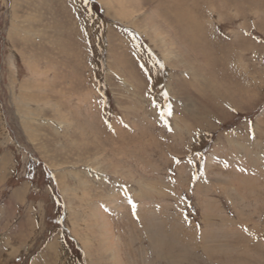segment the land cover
Instances as JSON below:
<instances>
[{
	"label": "rangeland",
	"instance_id": "374dc122",
	"mask_svg": "<svg viewBox=\"0 0 264 264\" xmlns=\"http://www.w3.org/2000/svg\"><path fill=\"white\" fill-rule=\"evenodd\" d=\"M115 263L264 264V0H0V264Z\"/></svg>",
	"mask_w": 264,
	"mask_h": 264
},
{
	"label": "snow or ice",
	"instance_id": "6c2138e0",
	"mask_svg": "<svg viewBox=\"0 0 264 264\" xmlns=\"http://www.w3.org/2000/svg\"><path fill=\"white\" fill-rule=\"evenodd\" d=\"M169 115H171V112L169 111V113H168Z\"/></svg>",
	"mask_w": 264,
	"mask_h": 264
},
{
	"label": "bare ground",
	"instance_id": "6f19581e",
	"mask_svg": "<svg viewBox=\"0 0 264 264\" xmlns=\"http://www.w3.org/2000/svg\"><path fill=\"white\" fill-rule=\"evenodd\" d=\"M1 168H2V167H1ZM115 257H116V256H115ZM115 257H114V258H115ZM115 264H116V263H115Z\"/></svg>",
	"mask_w": 264,
	"mask_h": 264
}]
</instances>
